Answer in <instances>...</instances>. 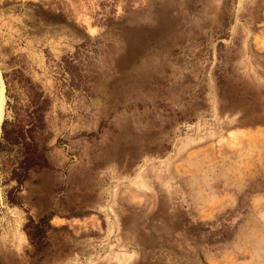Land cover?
Returning a JSON list of instances; mask_svg holds the SVG:
<instances>
[{"label": "rangeland", "instance_id": "374dc122", "mask_svg": "<svg viewBox=\"0 0 264 264\" xmlns=\"http://www.w3.org/2000/svg\"><path fill=\"white\" fill-rule=\"evenodd\" d=\"M0 264H264V0H0Z\"/></svg>", "mask_w": 264, "mask_h": 264}, {"label": "trees", "instance_id": "16d2710c", "mask_svg": "<svg viewBox=\"0 0 264 264\" xmlns=\"http://www.w3.org/2000/svg\"><path fill=\"white\" fill-rule=\"evenodd\" d=\"M3 79H4L5 87L7 88L8 84H7V82H6V76H5V74L3 75ZM5 124H6V122H3V124H2V129L4 128ZM4 141L6 142V144H9V143H10V144L13 145V146H14V145H17V144L20 145V143H21V142H14V141L11 140V139L9 140V139L7 138V136L4 137ZM11 141H12V143H11ZM25 155L27 156L26 158H28V154L26 153ZM27 160L30 161L31 163H30L29 165L27 164V167L24 169V171L29 170L30 167L33 166V165H35V166H36V165H40L39 162H37L38 158H37V160H35L36 162H34V161H32V160H29V159H27ZM24 171H23V172H24ZM12 173H13V174H12V177H13V179L16 180V181H17V179H18V181H19V178H20V177H23V176H21V175L17 172L16 169H15Z\"/></svg>", "mask_w": 264, "mask_h": 264}]
</instances>
